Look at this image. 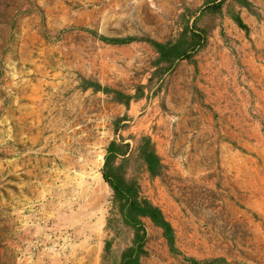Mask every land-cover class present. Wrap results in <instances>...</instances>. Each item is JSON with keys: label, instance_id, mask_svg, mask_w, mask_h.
<instances>
[{"label": "rangeland", "instance_id": "rangeland-1", "mask_svg": "<svg viewBox=\"0 0 264 264\" xmlns=\"http://www.w3.org/2000/svg\"><path fill=\"white\" fill-rule=\"evenodd\" d=\"M133 248L264 264V0H0V264Z\"/></svg>", "mask_w": 264, "mask_h": 264}, {"label": "trees", "instance_id": "trees-1", "mask_svg": "<svg viewBox=\"0 0 264 264\" xmlns=\"http://www.w3.org/2000/svg\"><path fill=\"white\" fill-rule=\"evenodd\" d=\"M106 180H108L106 178ZM113 189H115L113 186H112ZM115 192H117L116 190H114ZM138 204L137 202L133 201L132 205L136 206ZM145 208L147 211H150V213L152 212V215H150V217L152 219H155V218H159L161 220V222H159V226L161 228H163L166 232H170L171 231V228H170V225L168 223H166L164 221V219H162V216L160 213H158V211H156L155 209H152L150 206L148 205H145ZM149 209V210H148ZM149 213V212H148ZM143 216H148L147 214H143ZM107 248H108V243H106V251H107ZM139 249L137 248V251H136V248H133L132 250H128L126 253H124L121 261L119 264H139V261H140V255H139Z\"/></svg>", "mask_w": 264, "mask_h": 264}]
</instances>
